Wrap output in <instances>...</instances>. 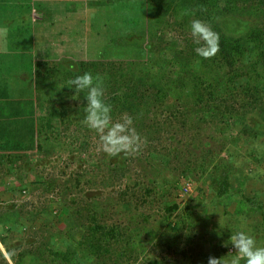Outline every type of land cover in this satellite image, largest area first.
Returning a JSON list of instances; mask_svg holds the SVG:
<instances>
[{
	"label": "trees",
	"instance_id": "obj_1",
	"mask_svg": "<svg viewBox=\"0 0 264 264\" xmlns=\"http://www.w3.org/2000/svg\"><path fill=\"white\" fill-rule=\"evenodd\" d=\"M225 1L227 5L222 8V0H178L176 4L171 3L170 0L167 4L163 0H146L148 16L152 14L169 18L172 31L175 33V41L173 42L174 47H177L175 55L169 59L165 57L156 61L155 55L151 51V44L146 46L139 44L134 49L142 51L140 55H136V52L124 54L125 56L120 55L118 59H115L117 61H109L110 63L107 64L97 63L98 65H96L90 59L85 58L82 62L81 74L91 72L94 76L99 75L104 78V99L106 103L112 106L113 118L121 115V121L131 117L134 122L135 119L139 118L140 115L138 114L144 112L139 126L141 131H138L144 138L143 151L146 150L156 157L162 158L166 168L172 173L176 172L178 181H175L174 187L182 188L186 183L191 185L195 182L197 185L206 181L207 184H210V188L214 192L216 191L218 198L226 197L225 200L229 205L226 207L230 211L236 212L239 206L238 202L242 197H239L240 194L237 193L232 194L230 175L237 169L236 166L241 161L240 156L258 160L257 163H259V157L261 158L260 161L264 163V0ZM0 5L2 6V3ZM87 5L83 0H19V7H15V3L12 5L15 9L21 10L10 9L12 13L7 14V17H13L16 20L19 14L21 16L23 13L33 15V20L22 21L18 19V22L13 26L15 27L11 38L13 44L10 48H12L13 55H20L19 50L23 48L30 51V54H34L32 64L35 69L34 78L36 80L30 81V98L34 100H28L27 105L23 104L21 115L17 109L8 105L7 99L0 96V121H3L1 118H4L8 122V124L0 123V151L7 152L14 148H22L24 140L30 134L33 136L31 132L36 129V124L40 126L38 128L39 133L46 130V133L54 136L56 142L62 141L73 150H79L74 148V144L67 143L66 140L73 128L86 127L82 122L84 112L79 106L81 103L85 105L84 94H81L80 100H73V93L68 95L62 92L57 103L53 105L54 107H45L47 110L43 112L41 108L45 102L41 98L48 99L53 94L49 89L43 94L41 91L47 88L44 85L39 86L36 91L34 89L37 87V78L42 72L39 69L47 65L46 63H50L55 57L57 58L61 53L63 54L67 41H72L70 37L77 36L79 39L82 31L84 33L93 29V25L90 26V23L83 18L82 9H92L93 5L99 4L97 1L91 2L90 0ZM232 5L243 12L253 5L255 12H259L258 18L262 21L252 25L245 35H242L243 30L234 36L221 32L218 28V21L221 19L222 13L228 12ZM1 11L0 9V21H2L1 16L4 15ZM144 12L146 11L144 10ZM193 19L208 22L213 30L219 33V51L211 58H199L194 52L197 45L194 44L188 27H186L187 22ZM122 20H126L130 25L133 24L130 17L120 18L121 24ZM146 21L144 20V23L147 24ZM142 28L141 37L145 35L147 37L146 32H148V40L150 39L151 42L158 41L159 47L169 44L170 41L166 39V35L161 32L162 30L157 32L154 30L156 28H150L148 24ZM104 31L107 36V31ZM140 32L136 29L132 33H125L121 36L122 38L120 37V40L119 38L115 40L116 44H114V37H112L109 46L112 48L114 45L115 49L120 46L119 49H121L122 44L119 42H122L124 37L136 36L135 34ZM2 34L1 31L0 36ZM65 36L67 38L64 40ZM95 39L96 36L93 40ZM1 40L2 37H0ZM91 40L90 34H88L85 40L81 41L82 43H77L81 47V52L86 53L85 55H90L85 44ZM81 52L80 54H82ZM136 62L142 68L140 73L148 75L145 84L132 81L135 73L138 72L137 68L134 67ZM32 64L30 65L32 66ZM178 66L184 68L182 77L180 79L172 77L162 83L164 76ZM206 69H208V74L204 73ZM156 73L160 77L155 78ZM149 75H152V83H149ZM64 84V89H68L67 82ZM119 88H123L124 91L119 93ZM36 92L38 93L34 98L33 93ZM38 105L41 107L38 108ZM125 113L127 116H123ZM191 116L196 119L193 123H190ZM20 117H22L21 121H26L22 123L18 119ZM252 117L262 120L261 124L252 125ZM235 119H239L242 126L237 135L230 136L231 141L217 140V134L223 133L225 128ZM212 121L215 124V127L213 126L214 134H205L203 128L212 124ZM176 139L185 140L186 148L184 145L175 143ZM165 140L168 143H165ZM229 142L232 147L227 148ZM12 143L16 144L12 145ZM241 143L240 148L238 144ZM236 146L237 148H234ZM42 148V146L39 147L40 150ZM82 150L87 151V147H83ZM196 152L200 154H195ZM47 153L53 154L54 152L52 149H48ZM5 156L9 162H12L11 154L0 155V184L3 183L2 180H5L7 175L11 174V169H7ZM151 157L144 159L147 165L151 164ZM252 168L255 170L258 167L252 163ZM178 169L179 173L175 171ZM127 173L128 171L123 169L117 170L115 175L108 177L107 180L112 186L120 188V200L118 202H132L131 204H134L136 210L139 211V220L142 223L140 227L143 230L151 226L153 230L161 231L164 229L163 226H167L170 236L163 245H158V253L161 252L158 255L159 262L171 258L174 244L179 247L183 236L186 235L185 254L189 253L188 256L194 262L196 261L195 257H200L201 264H207L208 258L211 256L203 251H197L196 246H200L197 240L202 237V231L211 227L218 230L217 234L222 232V236L217 235L219 247L212 249L213 257L222 258L233 254L232 246L229 244L225 247L224 243L229 239L231 229L235 231L234 227L230 224L231 229H221L220 225H214V222L205 217L209 214L206 210L204 213H197V207L204 202L206 196L202 189H199L203 198L202 203L199 202V197H193L181 208L179 207L181 204L178 205L169 199L172 187L160 174L158 178L162 181V186L161 184L160 186L152 184L146 189L142 187L140 189V184H136L133 187L125 186L122 188V181ZM75 181V185L80 187L81 181L78 178ZM182 182L184 183L182 184ZM194 185L192 184V187ZM254 194L255 192L252 193L251 198H243V201L251 211L257 212L262 217L263 225L254 227L253 232L257 240L264 243V205L260 198L255 197ZM112 199L116 200L115 197ZM43 206L45 207V203ZM25 208L23 206L20 211L22 218L25 217ZM148 209L149 211H147ZM207 210H210L209 207ZM78 212L79 215L89 217L87 210L83 212L79 210ZM153 212L160 216V223H151ZM91 219L93 226L86 232L81 241L76 243L69 239L64 245L69 248L80 246L84 256L88 254L87 256L90 257L91 255V258L98 261V264H136L141 261L140 257L134 253L137 250L132 242L133 236L124 225L121 223L105 225L104 221H99L98 224V218L92 216ZM224 226L228 227L227 225ZM196 227L200 228L199 232L193 230ZM2 240L3 245L7 246L3 236ZM141 248L146 253L147 247ZM7 251L8 255L13 254L10 248ZM56 255L62 261L60 264H71L69 258H72V252L66 255L56 253ZM53 261L51 259L48 264H52ZM0 262L7 264L2 253ZM155 262L158 263V261ZM241 263L244 264V261L242 260ZM16 264H21V261H16Z\"/></svg>",
	"mask_w": 264,
	"mask_h": 264
},
{
	"label": "rangeland",
	"instance_id": "obj_2",
	"mask_svg": "<svg viewBox=\"0 0 264 264\" xmlns=\"http://www.w3.org/2000/svg\"><path fill=\"white\" fill-rule=\"evenodd\" d=\"M83 1L86 5L90 2V0ZM93 1H97L99 5H93L92 9H82L83 18L86 19V22L90 23V26L93 25V29L84 33L82 31L79 39L77 36H71L70 40L72 41H67L63 54L61 53V48L59 50L61 54L57 58L55 57L54 60L52 59L50 63H46L47 65L39 69L42 72L37 78V87L34 91L38 90L39 86L44 85L47 88L41 92L44 94L50 90L53 94L51 98H41L45 102L41 108L43 112L47 110L45 107H54L53 105L57 103L62 92L68 95L73 93L72 89H64V83L74 78L75 75L82 73V62L85 58L90 59L96 65H98L97 63L107 64L111 61H117L115 59H118L120 55L134 54L135 52L136 55H140L142 51L134 49L139 44L145 46L151 44V51H153L156 61L165 57L169 59L175 55L177 50V47L173 45L175 33L172 31L169 18L167 16L152 14V16H148L146 0H91V2ZM163 1L166 4L169 2V0ZM170 1L176 4L178 0ZM1 3L0 9L4 15L1 16L2 21H0V32H3L0 36L2 37L0 41V96L7 99L8 105L17 109L21 115L23 104L27 105L28 100H34L30 98V81L36 80L34 78L35 69L32 64L34 54H30V51L23 48L19 50L20 55H13L12 48H10L13 44L11 38L12 31L15 29L13 26L18 22V19L27 21L32 19L33 15L23 13L21 16L19 14L16 20H14L13 17H7V14L10 15L12 13L11 10L15 9L12 6L14 3L15 7H19V0H0ZM7 5L11 7L8 8ZM226 5V1L222 0L221 7L224 8ZM15 10L19 11L21 9ZM258 14L259 12L256 13L255 9H253V5L244 12L237 10L235 5H232L228 12L222 13V17L218 21V28L221 32L231 36L240 34V30H243L242 35H245L252 25L262 21L258 18ZM125 17H130L135 26L133 24L130 25L126 20H122L121 24L120 18L124 19ZM144 20H147L146 22L150 28H156L154 30L157 32L162 30L161 32L166 35V39L170 41L169 44L164 47L160 45L161 47H159L158 41L151 42L150 39L148 40L149 34L146 31L147 37L146 35L141 37V34H143L140 32L143 30L142 26L147 25L144 23ZM190 22V20L187 22L186 27L189 26ZM136 29L140 33L129 38L124 37V40L119 42V44H122L121 49H119L120 46H118V49H115L114 45L112 48L109 46V41L112 37H114L113 41L116 44L115 40H118V38L120 40L122 35L132 33ZM104 30L107 31V36ZM233 30L235 31L233 32ZM88 34H90V39L92 40L87 42L85 47H88L90 55H85L86 53L81 52V47L77 43L84 41ZM95 36L96 39L93 40ZM103 36L104 38L106 36V38L104 39ZM65 38L67 37L65 36L64 40ZM134 64H136L134 67L137 68L138 72L135 73L132 81L134 83L140 82L145 84L148 75L140 73L142 68L138 65V62ZM204 73L208 74V69ZM157 74L156 76L154 75L155 78L160 77ZM183 74L184 68L178 66L164 76L162 83L172 77L180 79ZM148 79L149 83H152V75H149ZM123 91V88H119L118 90L119 93ZM37 93H33L35 95L34 98L37 96ZM39 96L41 97L40 93ZM79 106L83 110L84 103H81ZM37 107L41 106L38 105ZM143 113L138 114L140 115L139 118L135 119L133 123L137 132L141 131L139 130V126ZM123 116H127V114L125 113ZM120 118H122L121 115H118L113 118V122L121 121ZM1 119L3 121H0V123L8 124L4 118ZM18 119L21 121L22 117ZM195 120L193 116L190 117V123L195 122ZM25 121L21 122L24 123ZM240 122L239 119L231 121L223 133L217 134L216 139L231 141L230 136L237 135V132L242 127ZM261 122L262 120H258L256 117H252L251 119L252 125L257 126ZM210 125L212 126L210 127ZM213 126L215 127V124L212 121V124L203 128V132L213 135ZM35 128L34 132H31L33 136L28 134L29 137L24 140L22 148H14L12 151L8 150L7 152L0 151L1 156L11 154L12 158V162H9L7 156H5V162L8 165L7 169H11V174L7 175L6 179L2 180L3 183L0 184V256L1 253L4 255L7 264H16V261H21V264H48L51 259L54 260L52 264L54 262L60 264L62 261L57 258L56 253L66 255L71 252L72 258H69L71 259V264H98V261L91 258L90 254V257L87 256L88 254L84 256L80 246L69 248L67 245H64L69 239L76 243L81 241L82 237L93 226L91 221L92 216L98 218V224L100 223L99 221H104L105 225L121 223L129 230V233L133 236V245L137 250L134 253L141 260L136 264H201L200 257H195L196 261L194 262L188 256L189 253L185 254L184 248L186 247L184 244L187 241L186 235L183 236L179 247L174 244V253L171 252V258L159 262L160 258L158 255L161 252L159 251L158 253V245H163L170 236L167 226H163L164 229L161 231L153 230L151 226L143 230L140 227L142 223L139 220V211L136 210L134 204H131L132 202H118L120 200V188L112 186L107 178L115 175V172L120 169L128 171L127 175L123 178L122 188H125V186L133 187L136 184H140V189L141 187L146 189L152 186V184L159 186L161 184L162 186V181L158 178L160 174L169 183L168 185L172 187L169 199L178 205L181 204L179 206L181 208L193 197H199V202L202 203L203 198L199 190L202 189L206 196L204 202L197 207V213H204L206 210L209 214L205 217L209 221L214 222V225H219L220 223L229 227L231 224L234 230H236L243 223L253 236V228L257 225H263V219L259 214L247 216L248 209L242 207L245 204L243 198H248L246 196L250 192H255L254 196L260 198L261 203L264 205V163L260 161L261 158L259 157L258 159L260 160L257 163L258 160L240 156L241 161L238 162L237 169L230 175V186L233 191L232 194L237 193L240 194L239 197H242L240 200L241 208H237L235 212L234 210L230 211L227 207V212L224 208L228 205L225 201L226 197L224 200L218 198L216 191L214 192L206 181L197 185L194 182L192 183L193 185L195 184L193 187L192 184L189 185L188 183L182 188L174 187L175 181H178V175H175L176 172L172 173L171 170L167 169L162 158L156 157V155L146 150L143 151L142 144L135 153H121L116 156H110L102 151L99 136L87 126L73 128L72 133H70L66 140L67 143L74 144V148H78L79 150H73L62 141L56 142L54 136L46 133V130L39 133V124H36ZM197 129L199 130L198 126ZM174 142L178 145H184L185 148L187 146L185 140L180 141L176 139ZM165 143L168 142L165 140ZM15 144L12 143V145ZM238 145L241 148L242 143ZM41 146L43 148L40 150L39 147ZM85 146L87 147V151L82 150ZM237 146L234 148H237ZM226 147H232L231 143L229 142V145ZM48 149H52L54 153L48 154ZM195 154L200 153L196 152ZM150 156H152L151 164L147 165L144 159ZM252 163L253 165L256 164L258 168L253 170ZM175 171L179 173V169ZM76 178L81 181L80 187L75 185ZM86 182L91 184H87ZM113 196L116 200L112 199L114 198ZM44 203L45 207L43 206ZM23 206L26 208L24 210L25 217L22 218L20 211ZM208 207L211 212L207 210ZM77 209L82 212L87 210L89 217L79 215V210L77 211ZM150 210L153 211L152 209ZM154 222L160 223V216L153 212L151 223ZM161 222L163 223L162 220ZM199 229V227H196L193 230L199 232ZM208 230L204 229L202 231L204 236L201 234L202 237L197 240L200 246H196V248L197 251H203L205 254L213 257L212 249L219 247L217 243L218 230L214 227ZM138 233H140L141 237L138 236ZM2 236L6 240L7 246L3 245ZM258 242L261 241L258 240ZM141 247H144V249L147 247L146 253L143 252ZM9 248L13 251L11 255L7 253ZM231 251L235 254L233 247H231ZM155 261H158V263ZM0 264L3 263L0 262Z\"/></svg>",
	"mask_w": 264,
	"mask_h": 264
},
{
	"label": "clouds",
	"instance_id": "obj_3",
	"mask_svg": "<svg viewBox=\"0 0 264 264\" xmlns=\"http://www.w3.org/2000/svg\"><path fill=\"white\" fill-rule=\"evenodd\" d=\"M188 31L194 44L197 45L194 48L197 57L208 59L219 51V33L214 31L208 22L193 19L188 26ZM67 84L68 88L73 90V100H80L81 94H84L82 122L99 136L104 153L116 156L121 153H135L139 150L144 138L133 126V119L127 117L122 121L113 122L112 106L104 99L103 77L84 72L69 79ZM219 225L221 229H231L220 223ZM217 235L222 236V232ZM229 244L235 249V254L222 258L209 257L207 264H241L242 260L244 264H264V243L258 242L257 238L247 230L245 224L241 223L235 231L231 229V235L224 246L227 247Z\"/></svg>",
	"mask_w": 264,
	"mask_h": 264
},
{
	"label": "crops",
	"instance_id": "obj_4",
	"mask_svg": "<svg viewBox=\"0 0 264 264\" xmlns=\"http://www.w3.org/2000/svg\"><path fill=\"white\" fill-rule=\"evenodd\" d=\"M251 196H252V192H250L249 195L246 196V197L251 198ZM222 200H224V198H222ZM225 201H226V200H225ZM238 205H239V206H238L237 208H241L240 201L238 202ZM242 207H245V208L249 209L245 204H243ZM224 208H225L226 211L228 212L227 207L225 206ZM223 212H224V211H223ZM251 214H252L253 216H256V215H257V212L255 213L254 211L248 210V212L246 213L247 216H249V215H251ZM250 217H251V216H250Z\"/></svg>",
	"mask_w": 264,
	"mask_h": 264
},
{
	"label": "built area",
	"instance_id": "obj_5",
	"mask_svg": "<svg viewBox=\"0 0 264 264\" xmlns=\"http://www.w3.org/2000/svg\"><path fill=\"white\" fill-rule=\"evenodd\" d=\"M187 189V188H186ZM188 190V189H187Z\"/></svg>",
	"mask_w": 264,
	"mask_h": 264
}]
</instances>
